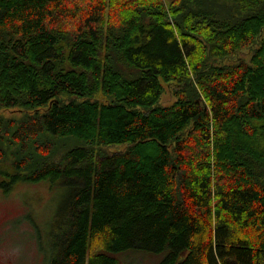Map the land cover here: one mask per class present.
<instances>
[{"label":"trees","instance_id":"1","mask_svg":"<svg viewBox=\"0 0 264 264\" xmlns=\"http://www.w3.org/2000/svg\"><path fill=\"white\" fill-rule=\"evenodd\" d=\"M263 29L264 0H0V174L70 189L52 264H264Z\"/></svg>","mask_w":264,"mask_h":264},{"label":"rangeland","instance_id":"2","mask_svg":"<svg viewBox=\"0 0 264 264\" xmlns=\"http://www.w3.org/2000/svg\"><path fill=\"white\" fill-rule=\"evenodd\" d=\"M264 37V29L260 38ZM257 43L219 59L218 63L250 61ZM107 100L104 95H99ZM172 85L165 83L161 104L174 101ZM121 146H113L117 150ZM70 189L61 182L18 181L0 174V264H52L54 239L60 213L65 211ZM169 249L161 252L141 248L112 253L118 264H163Z\"/></svg>","mask_w":264,"mask_h":264}]
</instances>
